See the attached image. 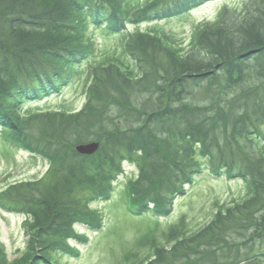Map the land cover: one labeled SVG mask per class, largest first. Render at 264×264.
I'll list each match as a JSON object with an SVG mask.
<instances>
[{
	"label": "trees",
	"instance_id": "16d2710c",
	"mask_svg": "<svg viewBox=\"0 0 264 264\" xmlns=\"http://www.w3.org/2000/svg\"><path fill=\"white\" fill-rule=\"evenodd\" d=\"M210 1L0 0V131L49 163L42 178L0 192V209L23 214L28 237L12 261L0 246V264L77 255L68 242L82 241L74 226L102 228L90 205L108 199L124 161L138 169L126 189L130 208L165 217L201 172L197 155L213 176L243 180L248 192L196 232L181 219L161 238L148 235L153 258L138 264H264V0L198 24L185 53L169 36L128 34L123 53L138 77L108 60L92 67L80 111L19 115L58 94L88 59L89 23L120 32ZM88 142L98 150L78 155L75 146Z\"/></svg>",
	"mask_w": 264,
	"mask_h": 264
},
{
	"label": "rangeland",
	"instance_id": "374dc122",
	"mask_svg": "<svg viewBox=\"0 0 264 264\" xmlns=\"http://www.w3.org/2000/svg\"><path fill=\"white\" fill-rule=\"evenodd\" d=\"M245 1L216 0L171 19L127 24L125 30L117 34L103 26L89 23L84 36V43L91 49L88 59L74 69V75L58 94L53 93L33 103H26L19 115L24 117L46 112L80 111L87 100L86 90L91 82L92 67L114 60L121 62L124 69L127 66L132 78L139 76L134 62L123 53L124 40L128 34H163L175 41V46H179L185 53L190 48L198 24L214 21L223 7L240 11ZM196 161L200 163L201 172L193 176L190 186L185 187L184 196L175 198L169 213L157 219L149 213H141L140 216L131 214L126 189L137 177L138 169L133 163L124 161L121 165L122 173L113 182L108 199L93 201L90 205L92 212L100 219L102 228L93 232L82 224L75 225L74 229L82 241L70 239L68 242L77 251V255H65L56 260L59 264L148 262L153 258L149 250L152 244H147L145 240L148 235L155 233V237L161 238V232L168 231L181 219L185 221L188 231L196 232L213 219L221 206L244 198L248 192L246 182L238 178L225 179L222 174L214 178L198 155ZM48 167L49 163L41 157L11 145L7 135L0 131V192L16 183L42 178ZM25 218L23 214L0 209V246L8 261L21 257L25 249L28 240L23 229Z\"/></svg>",
	"mask_w": 264,
	"mask_h": 264
},
{
	"label": "water",
	"instance_id": "95a60500",
	"mask_svg": "<svg viewBox=\"0 0 264 264\" xmlns=\"http://www.w3.org/2000/svg\"><path fill=\"white\" fill-rule=\"evenodd\" d=\"M99 145L97 143L82 144L75 147V151L80 155H92L94 154Z\"/></svg>",
	"mask_w": 264,
	"mask_h": 264
}]
</instances>
